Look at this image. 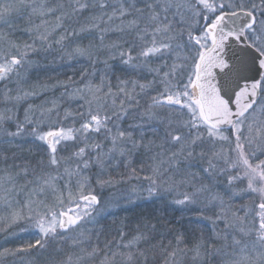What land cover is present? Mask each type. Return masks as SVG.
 Wrapping results in <instances>:
<instances>
[{"label": "snow or ice", "instance_id": "snow-or-ice-1", "mask_svg": "<svg viewBox=\"0 0 264 264\" xmlns=\"http://www.w3.org/2000/svg\"><path fill=\"white\" fill-rule=\"evenodd\" d=\"M0 85V264H264V0H0Z\"/></svg>", "mask_w": 264, "mask_h": 264}, {"label": "trees", "instance_id": "trees-1", "mask_svg": "<svg viewBox=\"0 0 264 264\" xmlns=\"http://www.w3.org/2000/svg\"><path fill=\"white\" fill-rule=\"evenodd\" d=\"M85 43L88 41L85 40ZM86 61H79V62H57L54 65H50L46 68L38 69L33 72L32 79L33 80H41L46 81L49 83H54L56 79L66 80L68 76H72L74 72H79L82 66H86ZM54 69V70H53ZM2 87V85H0ZM49 97L53 96V93L49 92L47 94ZM55 95H59V90L55 92ZM35 103H40V99L34 101ZM136 208L130 212L128 215L127 220H119V222L127 221V225L129 229H134L136 224L140 222L143 218L150 216V215H160L161 213L158 211L160 208L159 202L150 201V200H143L141 202H137ZM186 214V213H185ZM185 214H179L178 211L170 212V209L167 211L166 218L172 221L176 227L184 231L185 229L188 230L187 232V239L190 242H194L196 237L200 234H208L204 227H201L198 223V217L196 216L198 213L196 212H189V216L185 217ZM181 216H183V221H180ZM197 224V225H196ZM172 238L171 236L167 237L164 240V243L168 242L167 239ZM195 239V240H194Z\"/></svg>", "mask_w": 264, "mask_h": 264}, {"label": "rangeland", "instance_id": "rangeland-1", "mask_svg": "<svg viewBox=\"0 0 264 264\" xmlns=\"http://www.w3.org/2000/svg\"><path fill=\"white\" fill-rule=\"evenodd\" d=\"M21 23H23V22H21ZM17 38L26 39V37H24L22 33H17ZM108 191L109 190H105V195L108 194ZM143 200L144 199L137 200L133 204H127L125 202H121V205L119 207H113L111 209L112 214L107 217L105 223L108 224V225H112L113 221H115L116 225H119V223H120L119 220H127L128 219V215L130 214V212H132L137 207L136 206L137 202H141ZM173 211H178L179 214H182V215H184L186 213L185 217L189 216V214H188L189 212L188 211H181L179 208H176L175 210L170 208V212H173ZM196 216L198 217V223L197 224H200L201 227H204V229L209 234V232H210V230L212 228V225L210 224V222L208 220H206V219L201 218L198 214ZM124 223L127 224V221H124ZM208 234L204 235V234H200L199 233V235L195 239H198L201 236L207 237ZM34 239H35V235L34 234H30V235H25L24 236V240L25 241L34 240ZM169 239H172V238H169ZM169 239H167V240H169ZM0 244H3L2 236H0ZM165 244H167V242ZM6 246L11 247L13 245H6ZM189 246H191V245H189ZM50 252H51V250H49L47 252H43L40 255L41 264H43V261L47 259V257L49 256ZM9 264H10V261H9Z\"/></svg>", "mask_w": 264, "mask_h": 264}]
</instances>
